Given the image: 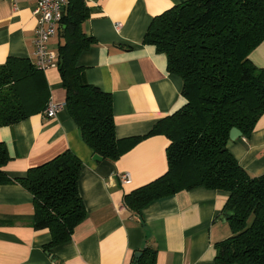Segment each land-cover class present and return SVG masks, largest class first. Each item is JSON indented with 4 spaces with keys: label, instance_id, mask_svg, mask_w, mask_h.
<instances>
[{
    "label": "crops",
    "instance_id": "0c3cea01",
    "mask_svg": "<svg viewBox=\"0 0 264 264\" xmlns=\"http://www.w3.org/2000/svg\"><path fill=\"white\" fill-rule=\"evenodd\" d=\"M181 1L85 0L90 16L82 30L95 41L78 55L77 65L88 83L111 94L116 137L141 138L116 160L93 159L64 104L66 90L56 64L43 71L48 102L60 104L58 111L50 118L45 109L33 111L0 127L9 155L3 170L15 178L72 151L82 162L78 190L86 215L67 242L46 249L51 234L33 227L32 194L16 181L0 184V264H147L152 257L154 264H214L216 244L231 235L223 215L226 192L180 190L150 201L140 214L122 201L167 168L168 139L148 132L184 104L182 79L167 70L165 54L143 43V37L155 15ZM35 5L36 0H0V64L10 57L34 62ZM60 42L58 33L48 41L56 55ZM249 58L264 68V39ZM228 149L252 176L263 174L264 113L253 131ZM124 172L130 173V183H121Z\"/></svg>",
    "mask_w": 264,
    "mask_h": 264
},
{
    "label": "trees",
    "instance_id": "16d2710c",
    "mask_svg": "<svg viewBox=\"0 0 264 264\" xmlns=\"http://www.w3.org/2000/svg\"><path fill=\"white\" fill-rule=\"evenodd\" d=\"M89 16L85 0H68L57 30L56 66L82 140L94 154L116 160L141 137H116L111 94L88 83L77 65L78 55L95 41L82 30ZM263 39L264 0H182L155 15L143 37L182 79L185 102L148 132L169 141L166 171L122 201L140 214L150 201L180 190L226 192L223 215L231 235L216 244L214 264H264V173L252 176L224 148L232 127L248 136L264 113V68L249 58ZM48 101L43 71L34 62L10 57L0 64V127L45 109ZM8 160L0 142V184L16 181L32 194L33 227L51 234L45 248L67 242L86 215L78 190L81 160L65 150L15 178L3 170Z\"/></svg>",
    "mask_w": 264,
    "mask_h": 264
},
{
    "label": "built area",
    "instance_id": "2783aa9c",
    "mask_svg": "<svg viewBox=\"0 0 264 264\" xmlns=\"http://www.w3.org/2000/svg\"><path fill=\"white\" fill-rule=\"evenodd\" d=\"M15 2V0H10ZM68 0H36L33 14L36 17V26L33 35L34 44V63L40 70L45 71L47 68L56 64L57 55L48 46V41L58 30L60 20ZM121 24L117 23L119 27ZM60 104L48 102L44 110L46 117H54ZM122 184L130 183V173L120 174Z\"/></svg>",
    "mask_w": 264,
    "mask_h": 264
},
{
    "label": "water",
    "instance_id": "95a60500",
    "mask_svg": "<svg viewBox=\"0 0 264 264\" xmlns=\"http://www.w3.org/2000/svg\"><path fill=\"white\" fill-rule=\"evenodd\" d=\"M242 135V133H241V131L238 129V128H236V127H232L231 128V130H230V132H229V139H228V141H227V143H226V145H225V147L224 148H228V147H230L231 145H232V143L238 138V137H240ZM103 157L102 156H100V155H98V154H94L93 155V159H95V160H101ZM147 235H148V233H147ZM145 243H143V245H144ZM140 254H141V252H136L135 253V256H140Z\"/></svg>",
    "mask_w": 264,
    "mask_h": 264
}]
</instances>
